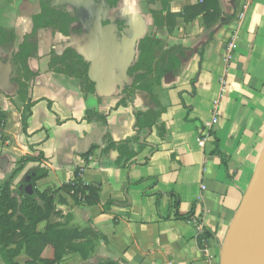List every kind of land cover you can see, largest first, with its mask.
<instances>
[{
	"label": "crops",
	"instance_id": "obj_1",
	"mask_svg": "<svg viewBox=\"0 0 264 264\" xmlns=\"http://www.w3.org/2000/svg\"><path fill=\"white\" fill-rule=\"evenodd\" d=\"M168 1L166 10L160 3L155 6L159 24L147 0H118L116 6L107 0V8L90 4V10L79 13L65 2L62 7L78 17L75 31L68 36L40 31L38 57L27 62L28 71L36 74L28 83V101L34 103L28 137L22 131L24 102L0 94V113L6 118L0 131L5 139L0 140V186L11 178L13 188L25 192L28 178L41 165L49 174L35 183L39 191L60 189L78 170L85 184L100 188V202L93 206L58 191L55 206L62 217L70 216V226L96 235L88 260L70 254L61 264H206L195 225L175 217L173 200H179L182 216L196 205L194 217L212 234L207 245L219 257L252 180L264 148V0H218L220 17L210 26L203 15L178 17L170 26L168 12L183 13L203 0ZM12 2L0 9V20L14 31L17 51L32 32L37 0ZM145 37L158 42L154 69L167 63L173 49L180 66L153 90L165 108L160 123L166 136L161 138L157 127L146 132L147 146L134 163L120 166L118 152L107 150L108 145L130 139L135 110L150 105L145 93L131 89L134 78L128 74ZM52 50L59 60L53 68ZM157 76L153 72L143 84ZM126 87L127 105L117 108ZM88 110L107 115V123L86 122ZM40 153L42 163L28 162L16 172L23 157ZM63 218L54 221L66 223ZM53 253L47 247L42 258L52 259ZM17 260L23 264L28 258L22 253Z\"/></svg>",
	"mask_w": 264,
	"mask_h": 264
},
{
	"label": "trees",
	"instance_id": "obj_2",
	"mask_svg": "<svg viewBox=\"0 0 264 264\" xmlns=\"http://www.w3.org/2000/svg\"><path fill=\"white\" fill-rule=\"evenodd\" d=\"M111 6H116L118 0H109ZM52 0H38L37 12L32 17L33 28L30 34L24 36L23 41L15 50L16 37L12 29L5 27L0 20V59L4 52L12 54L14 62L24 66L27 73V79L12 80L18 87L17 96L24 102V108L21 113L22 131L24 136L28 137V121L32 114L34 103L28 101V83L36 77V74L28 71L27 62L30 59L38 57V34L42 30H50L53 34L59 33L68 36L75 31L74 24L78 21L75 14L68 12L65 7H52ZM160 3L164 10L167 9L168 0H147V5L153 14L156 24H159V13L155 6ZM203 15L208 26L218 21L220 10L218 0H203L202 3L185 8L183 13L166 15L167 24L175 25V20L182 17L185 20L195 19ZM121 26V23H119ZM158 42L151 37H145L138 44L139 57L138 61L129 69L128 74L134 78L131 89L142 91L150 98L149 108L146 110H135V134L125 141L111 143L107 150L118 152L117 165L134 163L133 159L147 146L146 132H150L157 127L161 138L166 136V129L160 118L165 108L160 105L153 95L154 87L159 85L161 78L171 71L179 68L180 60L176 56V51L170 50L167 54V63L164 66L154 69L155 48ZM50 67L59 61L55 50L50 53ZM155 72L158 76L152 81L143 84L149 75ZM67 73V72H66ZM87 77V72H78V76L83 74ZM88 91L93 89L89 86ZM130 87L124 90V96L117 104L118 107L127 105L130 96ZM9 98V97H8ZM85 121L88 123L100 122L107 123V115L100 114L94 110L86 112ZM6 124V118L0 113V131ZM0 140L5 139L0 136ZM85 155V161L88 163L89 157L93 150ZM33 151V146H30ZM45 160L42 153L38 157L26 156L19 161L20 168L18 172L28 162L42 163ZM35 176L31 179L33 193H19L13 188L12 179L10 178L0 186V256L4 264H22L17 259L24 253L28 260L23 264H61L67 255H78L82 260H88L95 251V242L93 238L96 235L89 229H81L69 225L70 216L62 217L56 210L55 201L59 190H64L71 194L75 203L93 206L99 201L100 188L97 185H87L81 178V171L78 170L68 184L63 185L58 190L39 191L35 188V183L49 174L47 167L39 165L34 169ZM172 198L174 195L171 194ZM112 201L104 206L107 211ZM196 205L186 216L179 214V200L176 198L172 202V209L175 217L179 220L185 219L190 221L195 214ZM55 218H63L66 223L54 221ZM46 223L43 231L38 229L41 223ZM212 234L205 230L200 236V241L208 240ZM47 247H52L54 253L52 259H44L42 255ZM100 264H116L112 262H101Z\"/></svg>",
	"mask_w": 264,
	"mask_h": 264
},
{
	"label": "water",
	"instance_id": "obj_3",
	"mask_svg": "<svg viewBox=\"0 0 264 264\" xmlns=\"http://www.w3.org/2000/svg\"><path fill=\"white\" fill-rule=\"evenodd\" d=\"M65 2L75 7L89 4L108 7L106 0L100 3L95 0H52L51 6L60 7ZM11 74V65L0 61V90L9 88ZM31 179L28 178L24 188L29 195L33 193ZM219 260L220 264H264V148L242 203L229 226Z\"/></svg>",
	"mask_w": 264,
	"mask_h": 264
},
{
	"label": "rangeland",
	"instance_id": "obj_4",
	"mask_svg": "<svg viewBox=\"0 0 264 264\" xmlns=\"http://www.w3.org/2000/svg\"><path fill=\"white\" fill-rule=\"evenodd\" d=\"M1 4H0V9L1 10H6L8 9V7H11V4L13 3L12 0H1L0 1ZM35 7V6H34ZM35 11L36 8H35ZM0 61L4 64H11L12 65V69H13V72H12V75H11V82H12V86L10 89L0 93V94H3L5 95L7 98H12V97H15L17 95V91H18V85L16 83H14L12 80H21L22 78H26L27 79V73L24 69V66L21 65V64H17L14 62V59L12 58L11 55H8L6 54L5 52L3 53ZM17 101H21L20 98H16ZM21 259V258H20ZM19 259V260H20ZM22 260V259H21ZM22 262V261H21ZM1 260H0V264H1Z\"/></svg>",
	"mask_w": 264,
	"mask_h": 264
},
{
	"label": "built area",
	"instance_id": "obj_5",
	"mask_svg": "<svg viewBox=\"0 0 264 264\" xmlns=\"http://www.w3.org/2000/svg\"><path fill=\"white\" fill-rule=\"evenodd\" d=\"M230 58V56H229ZM218 111L216 109V112L214 113V118L213 120L215 121L217 118H218ZM203 140L200 139V145L203 146ZM190 222H192L196 229H197V232H198V241H199V244L206 256V264H220V260H219V257H216L214 254L211 253V250L209 248V246L207 245L208 243V240H202L200 241V236L203 234V232L205 231V228L203 226V223L201 221L200 218H195L193 217Z\"/></svg>",
	"mask_w": 264,
	"mask_h": 264
},
{
	"label": "flooded vegetation",
	"instance_id": "obj_6",
	"mask_svg": "<svg viewBox=\"0 0 264 264\" xmlns=\"http://www.w3.org/2000/svg\"><path fill=\"white\" fill-rule=\"evenodd\" d=\"M37 1H38V0H37ZM106 1H107V0H106ZM108 1H109V0H108ZM51 3H52V2H51ZM98 3H100V2H98ZM107 3H108V2H107ZM37 4H38V3L36 2V10L38 9ZM62 5H63V4H62ZM62 5H61L60 7H62ZM91 6H92V5H90V4L87 5V6L79 5V6L75 7V8H76V12H77V13L81 12L83 8H87V10H90ZM55 8H56V7H55ZM57 8H58V7H57ZM36 12H37V11H36ZM77 18H78V17H77Z\"/></svg>",
	"mask_w": 264,
	"mask_h": 264
}]
</instances>
